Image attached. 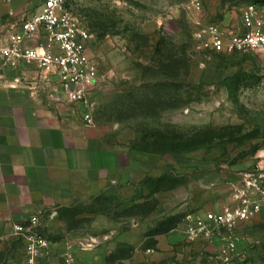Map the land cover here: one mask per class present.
Here are the masks:
<instances>
[{
    "label": "rangeland",
    "instance_id": "rangeland-1",
    "mask_svg": "<svg viewBox=\"0 0 264 264\" xmlns=\"http://www.w3.org/2000/svg\"><path fill=\"white\" fill-rule=\"evenodd\" d=\"M252 3L264 11V0H69L103 82L92 122L76 111L140 172L50 215V241L102 237L111 264H264V48L218 53L199 37L244 33ZM245 200L257 212L237 225L234 253L187 238L189 216L237 214Z\"/></svg>",
    "mask_w": 264,
    "mask_h": 264
},
{
    "label": "crops",
    "instance_id": "crops-1",
    "mask_svg": "<svg viewBox=\"0 0 264 264\" xmlns=\"http://www.w3.org/2000/svg\"><path fill=\"white\" fill-rule=\"evenodd\" d=\"M44 1L0 0V39L39 13ZM38 72L35 64L18 71L0 64V264L25 260L15 225L41 215L45 233L55 225L50 215L115 193L140 172L123 141L110 144L76 106L49 101L26 86ZM24 78L25 83L15 82ZM113 245L94 236L51 241L49 261L67 264L70 256L71 264H111Z\"/></svg>",
    "mask_w": 264,
    "mask_h": 264
},
{
    "label": "built area",
    "instance_id": "built-area-1",
    "mask_svg": "<svg viewBox=\"0 0 264 264\" xmlns=\"http://www.w3.org/2000/svg\"><path fill=\"white\" fill-rule=\"evenodd\" d=\"M196 1L201 6L202 0ZM262 11V5L258 3L245 7L242 34L228 33L220 26L212 25L203 29L199 37H205L218 53L262 49ZM94 40V35L70 7L69 0H45L39 13L25 19L0 39L1 69L18 71L35 64L38 77L26 86L44 94L49 101L65 100L83 109L86 112L84 119L91 123L90 111L95 107L94 101L103 83L99 64L91 55ZM15 82L25 83V78ZM244 204L237 214L208 212L189 216L185 230L187 238L192 242H219L224 245L223 253H234L237 225L257 212L255 207H250L248 200ZM43 230L44 217L41 215L33 216L27 224L14 226V238L24 245L25 260L13 264H50L51 241ZM66 263H73V258L67 256Z\"/></svg>",
    "mask_w": 264,
    "mask_h": 264
}]
</instances>
